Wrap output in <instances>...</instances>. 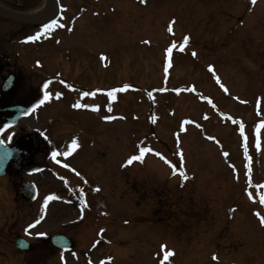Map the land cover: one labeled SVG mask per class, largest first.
Masks as SVG:
<instances>
[{
	"label": "rangeland",
	"instance_id": "obj_1",
	"mask_svg": "<svg viewBox=\"0 0 264 264\" xmlns=\"http://www.w3.org/2000/svg\"><path fill=\"white\" fill-rule=\"evenodd\" d=\"M45 1L38 0V11ZM61 2L66 32L60 37L52 29L49 43L44 37L30 43L42 51L47 45L54 61L64 52L54 68L69 86L56 84L49 116L40 110L22 121L46 132L59 128L55 117L90 128L89 147L69 161L58 152L67 153L68 144L60 149L55 139L52 161L78 171L82 195L63 189L50 169L23 174L39 195L12 207L0 204V264H264V128L257 133L264 123V0ZM40 52L32 51L38 59L27 69L50 88L45 80L53 63ZM74 53L78 73L67 67ZM114 89L124 90L112 99ZM75 101L88 107L74 108ZM77 139L82 145L86 138ZM141 148L150 151L128 165ZM48 196L57 199L45 205ZM65 225L74 226L67 229L76 250L59 253L36 235ZM18 233L33 241L31 251L16 249ZM166 251L174 255L165 261Z\"/></svg>",
	"mask_w": 264,
	"mask_h": 264
},
{
	"label": "flooded vegetation",
	"instance_id": "obj_2",
	"mask_svg": "<svg viewBox=\"0 0 264 264\" xmlns=\"http://www.w3.org/2000/svg\"><path fill=\"white\" fill-rule=\"evenodd\" d=\"M40 3L41 2L38 3V0H36L34 5H27L25 7V4L15 2L11 4V7L16 11L23 12L31 10L36 7V5H40ZM43 25H45L43 22H24L0 15V142L4 143L8 147H13L15 144L18 145V143L22 141L24 142L33 138L37 140V146L39 148L33 158L25 160V162H23L24 164H21L22 166H16L15 163L11 162L7 167L6 174L0 177V180L5 177H8L9 179V185L6 184L5 180L0 182V204L2 205L11 206L18 202H26L20 194V187L22 183L25 180H29V178H26L23 174L30 175L33 173H39L42 172L43 169H50V171L56 175L58 181H60L63 189L65 188L67 191H74L75 194L77 192L78 195H82L78 182L74 180L79 176H75L78 171H75V169L68 166L65 167V164L63 166L58 165L59 170H57L54 168L55 165L52 166V161L55 160L53 159L52 154L53 152L57 153L55 139H58L60 149L63 146V143L68 144L67 153L69 155L63 153V157L67 161L70 160V156H77L81 152H84L89 147L87 144L88 136L85 133L88 129L90 130V128L85 127L74 118L64 119L62 117V119H60L59 117H55L50 119H53L56 123H58L57 125L59 128L54 129V125L47 127V133L50 132V134L47 135L36 127L30 128L27 122L22 121L26 117H31L33 114H37L40 110L43 115L49 116L50 114L46 111H48V109H53L55 106V103H49V100L55 93L53 90L60 87L56 84L60 82L62 85L61 87L65 88L69 86V82L60 75L58 67L56 69L54 68L59 64V60H62L64 53H62L61 59L54 61L52 59V54H48V52L45 53L47 45L43 46L44 49L42 51L41 49L34 48L33 43H30L27 40L29 36L35 35L37 32L41 31ZM42 37H44L45 41L49 43L46 36ZM33 50L37 52L41 51L40 53H42L44 57L50 58L53 63V65H51L52 69L50 67V70H54L55 73H51V77H47L45 80L46 82L52 84L50 88H46L43 85L45 83H40V79L38 77L39 74L31 76L28 72L27 67L31 68L34 59H38V55L31 54ZM75 56L76 55L74 53L73 57L70 56L66 62L70 71L78 73L80 65L75 61ZM45 69L48 70L46 68V64ZM8 77H12V86L10 87L5 86V82ZM62 83L67 85H63ZM45 94L48 95L47 99H45ZM41 101L44 102L41 103ZM15 106H22L25 109L16 124L5 128V125L16 113V111L12 109V107ZM81 134L84 135V138H86L84 139L85 141H80L82 145L79 143V139H77V137ZM73 140L76 141L77 147L69 152ZM68 170L72 171V178L66 175L69 173ZM84 182L85 180H83L82 183L86 186ZM75 187H79V192ZM49 194L52 195V193ZM28 222L27 227L29 228L31 220ZM72 226L73 225H65L62 229H58L55 232L44 233V235L41 236L42 241L53 248L51 245V236L55 233H66V235L70 238L75 239L77 248L78 242L76 241V238L72 234V231L67 229ZM5 227L11 229L12 226L6 223ZM21 235L27 238L24 233H18L16 236Z\"/></svg>",
	"mask_w": 264,
	"mask_h": 264
},
{
	"label": "snow or ice",
	"instance_id": "obj_3",
	"mask_svg": "<svg viewBox=\"0 0 264 264\" xmlns=\"http://www.w3.org/2000/svg\"><path fill=\"white\" fill-rule=\"evenodd\" d=\"M141 2L143 3V2H145V0H141ZM251 2H252V3H255L256 0H251ZM54 27H62V25H59L56 21H52L51 23H48V24L43 25V28H42L41 31L37 32L35 35H31V36H29V37L27 38V40H28L29 42L37 41V40L41 39L42 36L48 34V33H49ZM168 31H169V32H172V27H171V26H169ZM188 40H189V37H185V38H184V43L180 46V51H183V49H184V45H186V44L188 43ZM145 43H147V42H145ZM173 47H175V45H173L172 47H169V48L167 49V55H168L169 57H171ZM192 55L195 56V53L193 52ZM102 59H103V57H102ZM169 66H170V61H169V63L166 64V66H165V72H166V73L168 72V67H169ZM209 70L212 71L211 66H210ZM217 83L220 84V87H221V88H224V85L220 83L218 77H217ZM125 87H127V86H125ZM123 90H124V89H114V90L108 92V96L111 97L112 99H115L116 92H117V91H123ZM224 91L227 92V89L224 88ZM83 95H84V96H88L89 93H88V92H85V93H83ZM149 96H151V93H149ZM47 98H48V95L45 94V99H47ZM43 102H44V101H41V103H43ZM209 102H210V101H209ZM73 107L79 109V108H81V107H88V105H87V104H83V105H82L80 102H77V103H75V104L73 105ZM97 110H98V109H95V108L93 109V111H97ZM106 119H111V118H110V117H106ZM155 120H156V118H155V117H152V121H153V123H155ZM184 123H189V121H184ZM197 127H199V125H197ZM261 128H264V123L257 125V133H259V130H260ZM181 131H184L183 127H181ZM240 135H241L242 137H244V140H245V141L247 140V137L244 136V127H243V125L240 126ZM209 139H213V138H212V137H209ZM76 147H77V143H76L75 140H73L72 145H71V147H70V149H69V152H71V151H72L73 149H75ZM256 147H257V148L260 147V141H259V138H258V137H257V140H256ZM246 150H247V144L245 143V151H246ZM149 151H150V149H148V148H141V149L139 150V155H133V156H131V157L127 160V164H128V165H131L134 161H140V162H142L145 153H147V152H149ZM65 154H68V153H65ZM56 155H57V153L53 152V154H52L53 159L56 158ZM156 155H157V156H160V153H156ZM225 155L227 156V153H225ZM161 158L163 159V157H161ZM165 162H166V163H169L168 161H165ZM65 167H67V165H65ZM175 174H176V168H175V166H173V175H175ZM180 175H181V177H182L184 180H187V179H188V177H187V175L184 173L183 169H181V171H180ZM98 190H99V189H98ZM54 199H57V197H56V196H48V197L45 199V201H44L45 205H47L48 201H50V200H54ZM260 202H261V203H264V194H262V195L260 196ZM257 215L259 216V213H257ZM260 222H261L262 225H264V216H261V217H260ZM39 223H40V220L38 219V220L35 222V224L29 225V228L35 227V225H36V224H39ZM26 231H27V230H26ZM36 235H37V236H43L44 233H37ZM163 247H164V246H162V248H163ZM172 255H174L173 252H171V251H166L165 254H164V260L166 261V260L168 259V257H170V256H172ZM213 259H216V258L213 257ZM102 264H103V262H102ZM161 264H163V261L161 262Z\"/></svg>",
	"mask_w": 264,
	"mask_h": 264
},
{
	"label": "water",
	"instance_id": "obj_4",
	"mask_svg": "<svg viewBox=\"0 0 264 264\" xmlns=\"http://www.w3.org/2000/svg\"><path fill=\"white\" fill-rule=\"evenodd\" d=\"M10 85L11 84H9V86ZM15 110L17 111V114L20 115V112L22 109L16 107ZM17 114L14 117V119L17 117ZM26 144H28L29 147L34 146L33 140L24 142L23 145H17L15 148L11 150L0 145V175L5 172L6 166L8 165L10 160H13L17 163V161L21 160L22 157L25 156L24 149L26 147ZM32 156L33 154L29 153V158ZM21 191H22L23 196L26 197L27 199L36 197V189L32 184L24 183ZM52 243L58 248L70 249L73 246V244L64 234H59V235L54 236L52 238ZM16 245L23 250H27L30 248V243L23 238H18L16 240Z\"/></svg>",
	"mask_w": 264,
	"mask_h": 264
},
{
	"label": "bare ground",
	"instance_id": "obj_5",
	"mask_svg": "<svg viewBox=\"0 0 264 264\" xmlns=\"http://www.w3.org/2000/svg\"><path fill=\"white\" fill-rule=\"evenodd\" d=\"M46 3H47V6L45 8L43 7L41 9H39V11H38L39 12L38 17H42L39 19H49L53 15L54 10L52 9L53 4L51 5V0H47ZM0 11H3L5 13H12L7 8H5L1 5H0ZM38 12H36V13H38Z\"/></svg>",
	"mask_w": 264,
	"mask_h": 264
}]
</instances>
